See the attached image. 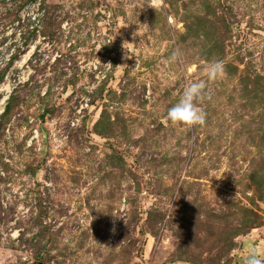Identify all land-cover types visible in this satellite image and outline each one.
<instances>
[{"label":"rangeland","instance_id":"374dc122","mask_svg":"<svg viewBox=\"0 0 264 264\" xmlns=\"http://www.w3.org/2000/svg\"><path fill=\"white\" fill-rule=\"evenodd\" d=\"M201 81L205 123L170 121ZM253 251L264 260V0H0V264Z\"/></svg>","mask_w":264,"mask_h":264},{"label":"clouds","instance_id":"9594fccd","mask_svg":"<svg viewBox=\"0 0 264 264\" xmlns=\"http://www.w3.org/2000/svg\"><path fill=\"white\" fill-rule=\"evenodd\" d=\"M184 53L176 50L172 58L182 60ZM209 80H216L225 73V65L222 60H212L208 62L206 67ZM208 95L204 82H192L186 85L183 93L172 107L167 111V118L174 123H182L185 125H198L206 121L207 113L201 107L198 101L204 99ZM246 264H264V260L260 259L253 251L246 260Z\"/></svg>","mask_w":264,"mask_h":264},{"label":"water","instance_id":"95a60500","mask_svg":"<svg viewBox=\"0 0 264 264\" xmlns=\"http://www.w3.org/2000/svg\"><path fill=\"white\" fill-rule=\"evenodd\" d=\"M37 264H41V263H37Z\"/></svg>","mask_w":264,"mask_h":264}]
</instances>
